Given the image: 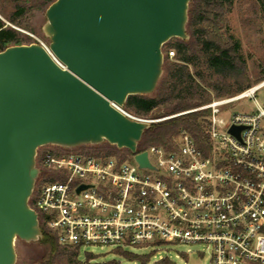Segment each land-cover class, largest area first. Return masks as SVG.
<instances>
[{"label": "built area", "instance_id": "obj_1", "mask_svg": "<svg viewBox=\"0 0 264 264\" xmlns=\"http://www.w3.org/2000/svg\"><path fill=\"white\" fill-rule=\"evenodd\" d=\"M1 20V18H0ZM52 60L48 46L38 42ZM169 52V56H173ZM264 79L229 98L214 99L202 126L205 149L185 130L168 146L134 155H92L52 146L37 150L39 173L29 207L62 247L203 244L211 264H264ZM248 100L246 113L226 109ZM126 118L135 117L110 104ZM231 129L240 130L238 137ZM142 152H138L140 154Z\"/></svg>", "mask_w": 264, "mask_h": 264}, {"label": "water", "instance_id": "obj_2", "mask_svg": "<svg viewBox=\"0 0 264 264\" xmlns=\"http://www.w3.org/2000/svg\"><path fill=\"white\" fill-rule=\"evenodd\" d=\"M191 0H55L42 28L48 49L14 45L0 52V264H15V241L42 239L29 199L39 148L104 143L152 169L137 145L150 124L126 118L128 97L154 92L162 47L188 39ZM240 130L231 129L238 137Z\"/></svg>", "mask_w": 264, "mask_h": 264}, {"label": "trees", "instance_id": "obj_3", "mask_svg": "<svg viewBox=\"0 0 264 264\" xmlns=\"http://www.w3.org/2000/svg\"><path fill=\"white\" fill-rule=\"evenodd\" d=\"M31 0L21 4L18 0H3L6 6L14 10L7 16L9 23L21 26V21L32 9L40 11L55 0H35V5L25 7ZM235 0H191L188 7L186 32L189 40L171 39L162 48L174 50V60L169 61L165 54L162 75L154 92L146 96H131L123 109L129 114L143 119L166 118L151 123L144 131L137 145L142 152L150 146H168L180 130H185L205 149L202 126L209 112L196 110L211 102L212 99L229 98L264 79L251 82L245 62L238 52V44L228 34L227 16ZM264 13V0H256ZM30 39L21 38L20 33L0 20V52L14 45L29 44ZM213 96V97H212ZM196 110V111H193ZM74 151L92 155L130 156L127 150H117L104 143L98 146H81ZM42 239L37 242L41 256L31 264H116L115 262H97V256L85 254L79 259V249L62 247L56 238L39 223ZM127 261L147 264L148 256H137L121 252ZM154 264H174L163 258Z\"/></svg>", "mask_w": 264, "mask_h": 264}, {"label": "rangeland", "instance_id": "obj_4", "mask_svg": "<svg viewBox=\"0 0 264 264\" xmlns=\"http://www.w3.org/2000/svg\"><path fill=\"white\" fill-rule=\"evenodd\" d=\"M18 1L23 4L25 0ZM35 3V0H31L25 7L34 6ZM4 5L5 3H3V0H0V18L7 27L17 30L22 39H24V37L29 38V44H38V42H41L48 46L49 40L42 32V28L46 22V10L40 11L38 9H32L22 19L21 26H16L9 23L7 20L8 14L14 10L8 5L6 6V10H2ZM227 19L228 34L238 44V52L245 62L250 81L254 82L264 77V13H262L258 2L256 0H235ZM188 40L189 35L188 39L184 41L187 42ZM169 52L174 53V50L167 51L165 48H162L163 60L166 53L168 54L169 61L174 60L175 54L171 57L169 56ZM262 99H264V92L258 95V101L262 102ZM253 109L254 106H252L251 102L248 100L236 103L226 109V119L228 120L233 114L246 113ZM164 119L166 118L148 120L162 121ZM50 149H53V147L45 146L40 150L46 151ZM14 248L16 253L15 264H31L41 256V248L37 242L25 243L16 240ZM121 252H128L137 256H148L149 261L147 264H154L163 258H168L174 264H211L210 253L205 245L183 243H165L161 245H142L137 247L125 246L123 249L116 250L106 246H84L79 250V259L83 261L85 254H93L97 256V262L140 264L138 261H127L122 258Z\"/></svg>", "mask_w": 264, "mask_h": 264}]
</instances>
